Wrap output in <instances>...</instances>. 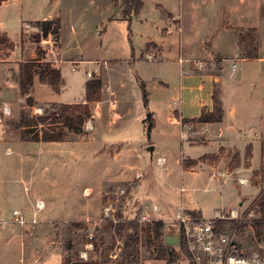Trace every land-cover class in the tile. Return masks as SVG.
<instances>
[{
  "label": "rangeland",
  "instance_id": "1",
  "mask_svg": "<svg viewBox=\"0 0 264 264\" xmlns=\"http://www.w3.org/2000/svg\"><path fill=\"white\" fill-rule=\"evenodd\" d=\"M124 2L5 0L0 5V31L14 46L0 52V59L10 61L11 72H16L20 63L39 60V70L54 65L63 79L56 91L34 84L33 98L38 103L28 110L31 116L50 114L52 104L82 103L86 80L99 79L102 84L101 100L91 103V118L80 135H69L66 141L56 143L21 142L17 123L25 100L20 98L13 73L7 76L6 64H0V264L99 261L101 255L106 264H118L123 240L102 230L106 223L115 225L123 220L140 226L137 264H167L170 251L177 256L173 264H192L177 245L149 246L146 225L162 221L161 232L167 237L178 235L172 221L180 210H199L204 222L241 223L257 217L255 202L264 188V160L260 161L258 144H252L251 161L253 167L259 166L246 170L251 144L245 146L241 157L235 146L219 151L216 147L221 139L217 137L223 132L213 126L205 131L210 144L204 146V135L197 133L203 123L184 120L179 128L169 112L176 108L179 96L184 102L188 93L179 92L180 71L196 76L222 75L221 87L226 97L230 95L240 71L232 72L230 63L221 59L234 57V32L237 38L242 34L238 46L251 44L252 31L239 28L260 22L255 2L142 0V8L130 22L123 20L129 13ZM164 10L176 21L170 20L167 28L162 26L163 37L159 38L163 41L171 36L174 47L161 57L160 47L150 43L144 49L146 54L139 57L144 62L133 66L129 59L132 49L138 53L144 42L155 38V25L169 17L164 16ZM46 17L60 21V50L52 37L34 42L38 32L35 23ZM179 45L181 56L177 58ZM215 51L220 56L208 57V52ZM73 57L95 62L77 65L66 60ZM180 59L204 62L206 69L198 71L187 63L181 66ZM4 109H8L7 114ZM146 114L151 119L149 135ZM247 114L253 116L256 111L251 109ZM251 123L255 125L254 120ZM148 147L153 148L152 153ZM157 158L164 164L158 165ZM238 167L241 171L234 172ZM212 172L220 173L222 179L210 180ZM239 179L248 183L238 185ZM36 201L45 206L42 211L37 210ZM153 206L159 212H153ZM232 210L237 217H230ZM13 211L24 217L22 225L14 221ZM217 213L219 217L214 218ZM34 214L35 224L31 223ZM118 214L122 220L117 219ZM224 232L232 230L227 226ZM235 239L248 254L264 246V237L257 239L249 225ZM5 250L11 254L5 255Z\"/></svg>",
  "mask_w": 264,
  "mask_h": 264
},
{
  "label": "trees",
  "instance_id": "2",
  "mask_svg": "<svg viewBox=\"0 0 264 264\" xmlns=\"http://www.w3.org/2000/svg\"><path fill=\"white\" fill-rule=\"evenodd\" d=\"M5 0H0V4ZM125 6L128 8L129 13L125 15L123 20L130 22L132 15H137L142 8V0H124ZM260 14L264 18V5L260 9ZM35 28L37 34L34 35V42L37 44L48 37H52L53 40L58 43L60 36V21L43 20L36 21ZM242 34L239 35V41L242 39ZM253 35V32H252ZM22 38V35H21ZM251 44L247 46H241L243 57L248 59L257 58V48L255 46V38L249 39ZM13 44L10 43L4 36L0 34V52L10 51ZM39 60H32L20 63L16 72H11L14 82L19 86L22 95L28 93L29 88L33 83L35 75L39 80L51 85L54 89L62 85V79L60 71L54 68H50L48 65L42 70H39L37 64ZM57 90V89H56ZM218 90L214 88L212 93V111L202 110L198 118L193 119L198 123L211 124L220 123L223 118V110L221 108V102L218 95ZM102 84L99 79H91L85 83V97L82 103L75 104H52L54 107L51 109L50 114L43 116H31L29 109H32L36 103L31 97L25 99V106L19 114V120L17 123L20 129V141L22 142H43V143H56L63 142L68 139L69 135H80L84 130V125L87 120L91 118V103H98L101 100ZM144 105L147 106V95L143 94ZM47 113V112H46ZM151 120V119H150ZM255 210L257 217L249 222H237V221H221L214 220V226L217 232L224 233L225 228L235 230L237 233L243 231V228L249 225L254 230V235L257 239L264 237V188L260 192L255 202ZM189 214L196 219H201L200 212L192 211ZM118 220H122V215H117ZM164 224L162 221H153L146 225L145 232L149 246H176L168 245L165 243V235L162 234ZM140 226L135 221L123 220L115 225L112 223H106L103 233H113L116 237L123 240V247L120 253V261L118 264H137L139 257V244L140 237L138 232ZM177 246L189 259L186 245L181 236H178ZM94 248H97L96 244H93ZM162 250V249H161ZM170 259H167V264H173L177 258L176 254L170 251ZM164 257V253L161 255ZM163 259V258H162ZM166 259V258H165ZM65 264H106V258L101 255L99 261L91 260H66Z\"/></svg>",
  "mask_w": 264,
  "mask_h": 264
},
{
  "label": "crops",
  "instance_id": "3",
  "mask_svg": "<svg viewBox=\"0 0 264 264\" xmlns=\"http://www.w3.org/2000/svg\"><path fill=\"white\" fill-rule=\"evenodd\" d=\"M253 1L255 2V5H254L255 10L259 14L258 20L260 22L258 21L259 23L257 26L255 23L254 27L239 28V29H244V30L250 29L253 32L255 43H256V48H257V58L248 59V58H244L241 56L240 50H239L240 46H238V42H237L239 38H237L236 36L237 32H234L233 41L236 46L234 50V57L229 58V59L228 58L221 59L222 62H225L224 60L235 59L237 68L234 71V73L237 72V70L241 72V73L239 72V74L237 75L239 77L235 78L236 87L233 89L230 95L226 97L225 96L226 92L221 87V83H222L221 76L222 75H213V74L200 75L199 74L198 76H196V74H188L187 73L188 71H185L186 72L185 74H183L182 71H180L181 78H180L179 92L181 94V92L183 91H188V93L184 99V102H182L181 96H179L178 101H176L177 103H175L176 108L169 110L171 121H173L176 126L181 128L182 121L198 118L203 109L206 111H212L211 97H212L214 88L217 89L219 92L218 95H219V99L221 102V108L223 110L222 121L220 123L203 124L201 127V131L199 132L197 131V133L200 135H204V142L201 144H203L204 146H208V144H210L209 143L210 140L206 138L205 131L213 126H218V130H220L223 133H221V137H217L221 140H219V143L217 144L216 148H219V151H220L221 148L227 147V145L231 147L235 146L240 152V157L243 155L242 150L245 151V148H246L245 146L247 144L248 145L251 144L250 154L248 155L249 158H247L248 161L250 162V166L247 167L246 170L257 169L259 166L258 165L256 168L253 167L252 161H251L252 160V144L254 142L257 143L259 146L258 151H259L260 161L261 159L264 160V28H263L264 18H262L260 14V9L264 4V0H239V3L243 5H247L249 2L254 3ZM163 14L164 16L168 15L169 17L168 18L166 17L167 19H165V21H161L157 23V25H155V31H154L155 38L147 42H144V44L140 47L138 53L133 52L134 50L131 48L132 51H131L129 59L130 60L132 59L134 61L133 66L137 62H144L141 60V58L139 59V57H141L142 54H146L144 52V49L150 43H155L156 45L160 47L161 57L163 56L165 52L171 51L172 48L174 47L170 39L171 36H167L165 39H163V41H161V38H159L160 36H162L160 32L161 29L163 27L167 28L168 24L170 23V20L176 21L174 20L175 19L174 15L168 13L167 11H165ZM54 19H58V18L53 17L51 19L49 17H46L38 21L54 20ZM179 22L180 21L178 20L176 24L180 26ZM227 28H229V26ZM0 34L4 36L10 42L5 32L0 31ZM165 41H166V44L164 45ZM58 45H59V50H60V46H61L60 36L58 39ZM177 48H178V56H177L178 58L179 56H181V46L179 45ZM136 55H139L138 58L136 57ZM213 55L220 56V54L216 51L214 53L208 52V57H212ZM80 57L83 58L82 55H80ZM80 57L79 58L73 57V59L68 58L66 60L68 61L72 60L73 62H76V64L77 62H83L87 64L95 62V60L81 59ZM9 62L10 61L7 59L6 60L0 59V64H6L7 76H10L11 74V67H9L8 65ZM52 66L54 69L59 70L54 65ZM75 67H78V66H75ZM60 76H61V73H60ZM230 77L234 78V75ZM197 80H199L200 82L197 86L185 87L184 85L185 82H194ZM87 81L88 80H86V82ZM36 82L42 86L51 88L54 91L56 90L51 85L47 84L46 82L40 81L37 75L34 76L33 83L31 87L29 88L27 94L22 95L20 89L18 88L21 99L25 100L27 97H31L37 105L38 102L33 98V91H34L33 88ZM60 86L58 87L59 89H60ZM251 109L256 111V114H254L253 116H250L247 114L248 110H251ZM186 114H188L187 116L189 117H185ZM233 116L235 117V119H233ZM251 120L255 121V125L251 123ZM224 132L228 134L225 136ZM34 143H43V142H34ZM216 148L214 150H217ZM214 150H212L211 152H214ZM207 153H210V152L209 151L206 152L205 154L199 156V158L206 155ZM237 171H241L239 167L237 169H234V172H237ZM191 211H195V210H191ZM196 211H199V210H196ZM199 212L202 216L201 211ZM4 254L9 255L11 254V252L10 250H5ZM21 254H24V250H21Z\"/></svg>",
  "mask_w": 264,
  "mask_h": 264
},
{
  "label": "built area",
  "instance_id": "4",
  "mask_svg": "<svg viewBox=\"0 0 264 264\" xmlns=\"http://www.w3.org/2000/svg\"><path fill=\"white\" fill-rule=\"evenodd\" d=\"M224 61L230 63L232 72L236 70L237 64L235 59ZM178 63L181 66L184 63H187L198 71L206 69V64L201 61L180 59L178 60ZM182 73L185 74L186 72L182 71ZM87 77H91V73H87ZM7 113L8 109H4V114ZM157 164L163 165L164 160L162 158H157ZM139 176L140 175H138V177ZM221 176L222 175L217 172L209 174L210 180L221 178ZM237 183L238 185H246L248 180L239 179L237 180ZM180 191L183 193L185 192V189L181 188ZM35 206L38 211H42L44 208L41 201H36ZM108 210L109 208H106L105 212L107 213ZM151 210L153 212H159V209L156 206H153ZM230 214V217L232 218L237 217V213L234 210H232ZM13 216L15 222H18L21 225L24 223V217L17 211H13ZM35 217L36 214H34L31 220V223L33 224L36 223ZM216 217H219V214H216L214 218ZM143 219H146V217H143ZM172 224L177 228V237L181 236L183 238L189 260L192 264H264V246L259 245L258 249H254L256 252L252 254L246 253L244 249L238 246L235 239V235L238 233L235 230H232L230 233L217 232L214 222H204L201 219L193 218L189 213H185L182 210L174 215Z\"/></svg>",
  "mask_w": 264,
  "mask_h": 264
},
{
  "label": "water",
  "instance_id": "5",
  "mask_svg": "<svg viewBox=\"0 0 264 264\" xmlns=\"http://www.w3.org/2000/svg\"><path fill=\"white\" fill-rule=\"evenodd\" d=\"M144 122H148L147 135H149V132H150V129H151L150 114H146ZM147 151L152 153L153 148L152 147H148ZM165 243L168 244V245H177L178 237L177 236H167V237H165Z\"/></svg>",
  "mask_w": 264,
  "mask_h": 264
}]
</instances>
